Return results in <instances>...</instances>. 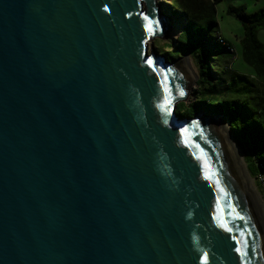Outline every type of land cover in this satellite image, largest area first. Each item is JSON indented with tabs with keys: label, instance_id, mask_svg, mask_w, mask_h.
I'll use <instances>...</instances> for the list:
<instances>
[{
	"label": "water",
	"instance_id": "obj_1",
	"mask_svg": "<svg viewBox=\"0 0 264 264\" xmlns=\"http://www.w3.org/2000/svg\"><path fill=\"white\" fill-rule=\"evenodd\" d=\"M169 20L157 0H0V264H264L227 121L176 113L197 77L152 44Z\"/></svg>",
	"mask_w": 264,
	"mask_h": 264
},
{
	"label": "trees",
	"instance_id": "obj_2",
	"mask_svg": "<svg viewBox=\"0 0 264 264\" xmlns=\"http://www.w3.org/2000/svg\"><path fill=\"white\" fill-rule=\"evenodd\" d=\"M222 1L162 0L163 14L172 24L166 44L171 51L157 52L168 59L187 55L193 61L196 89L189 104L177 105V115L204 111L226 117L233 138L247 149V171L264 196V45L256 38L264 30V8L251 14L243 6L227 10L243 27L242 58L253 68L247 76L233 69L234 50L219 32L216 5Z\"/></svg>",
	"mask_w": 264,
	"mask_h": 264
},
{
	"label": "rangeland",
	"instance_id": "obj_3",
	"mask_svg": "<svg viewBox=\"0 0 264 264\" xmlns=\"http://www.w3.org/2000/svg\"><path fill=\"white\" fill-rule=\"evenodd\" d=\"M161 3H162V0H157V5L159 6L161 13L163 14L164 13L163 8L160 6ZM241 6L246 8V12L248 14H251V13L256 12L259 9L264 8V0H223L222 2H220L216 5V21L218 23L219 32H220L221 36L224 39H226L232 45V48L234 50V53L232 55V59H233L232 67H233V69L238 71L239 73H241L243 75L249 76V75L253 74V68L251 66L247 65L243 61V58H242L241 38L243 36V27L237 18H235V17H233L227 13V10L229 7H241ZM165 16L168 19V16L167 15H165ZM169 21L171 23V20H169ZM171 32H172V30H170L169 32H166L165 39L155 38L152 41V44H153L154 48L156 49V51L164 52L166 50H169L168 47H166V44H167V41L169 40V34ZM256 38H257L258 42H260L261 44L264 45V30H258L256 33ZM169 51H171V50H169ZM184 56H187V55H183L180 58L183 59ZM191 63H192L193 69L195 71L197 80H198V73H197L196 66L192 60H191ZM197 80L191 84L190 92H189L187 98L182 103L189 104L191 102V100L193 99V92L196 89ZM220 118H222V117H220ZM228 129H229V126H228ZM229 132L231 133L230 129H229ZM232 140H233L234 145L241 152L240 153L241 154L240 159H241L245 169L247 170V165H246L247 149L244 146L240 145V143H238L233 138V133H232ZM251 179L253 180L254 189H255V191L258 195V198L262 204V207L264 209V196H263L262 192L256 186L255 180L252 177H251Z\"/></svg>",
	"mask_w": 264,
	"mask_h": 264
},
{
	"label": "bare ground",
	"instance_id": "obj_4",
	"mask_svg": "<svg viewBox=\"0 0 264 264\" xmlns=\"http://www.w3.org/2000/svg\"><path fill=\"white\" fill-rule=\"evenodd\" d=\"M164 15V14H163ZM166 17V16H165ZM194 83V82H193ZM221 117V116H220ZM222 119H224V117H222ZM224 120H226L227 121V119H224ZM228 122V121H227ZM235 146V145H234ZM235 148H236V150H237V152H238V154H239V157L241 158V152L238 150V148L235 146Z\"/></svg>",
	"mask_w": 264,
	"mask_h": 264
}]
</instances>
